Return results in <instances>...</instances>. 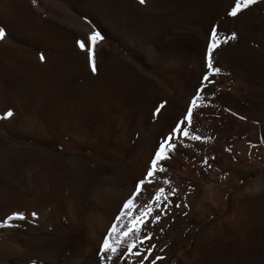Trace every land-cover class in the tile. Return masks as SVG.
<instances>
[{
  "label": "rangeland",
  "instance_id": "obj_1",
  "mask_svg": "<svg viewBox=\"0 0 264 264\" xmlns=\"http://www.w3.org/2000/svg\"><path fill=\"white\" fill-rule=\"evenodd\" d=\"M234 5L235 0H146L144 5L139 0H0L5 30L0 39V224L13 213L25 217L0 227V264H43L46 255L77 252L88 231L107 233L121 206L115 195L126 198L134 190L132 181L144 178L159 141L186 114L193 87L201 86L213 26L227 43L212 53L220 72L203 84L217 94L202 95L191 125L182 128L207 139L230 135L227 155L236 161L234 146L264 126V0L235 17L228 14ZM156 8L176 10L179 28L192 32L197 42L181 37L160 44L159 27L149 18ZM93 30L102 36L93 48L95 72L88 52L77 44ZM232 33L236 39H228ZM8 111L11 117L5 116ZM168 157L158 167L180 176L193 171L202 184L229 181L230 166H223L221 157L214 162V156H202L192 145L176 146ZM160 174L149 189L160 188ZM243 198L255 200L256 217L264 213V192ZM164 216L148 225L153 236L143 248L156 247L144 264L156 256L163 257L156 264L165 260V235L156 231ZM24 220L39 223L41 230L31 232ZM215 247L223 259L184 264H264V228L247 239L235 230L232 240L220 239ZM95 254L93 263L100 264L98 249ZM129 260L139 264L135 257Z\"/></svg>",
  "mask_w": 264,
  "mask_h": 264
},
{
  "label": "bare ground",
  "instance_id": "obj_2",
  "mask_svg": "<svg viewBox=\"0 0 264 264\" xmlns=\"http://www.w3.org/2000/svg\"><path fill=\"white\" fill-rule=\"evenodd\" d=\"M142 13L143 12H141V15L143 16ZM142 16L140 17L142 18ZM149 18L159 27L158 35L160 40L158 42L160 44L170 45L173 41L180 39L181 37L194 42H197L198 40L197 36H195L192 32L188 31L184 33L181 28H179V13H177V11L173 8H156L149 15ZM149 39L147 40V43L152 44V39ZM198 87L200 86L193 87V95ZM213 94H217V89L212 86H205L200 92V96L204 95L205 97ZM255 128L260 131L259 134L254 132L247 133L244 134L242 139L240 138L241 140L237 139L240 141L239 144L233 148L237 158H235L236 161L234 162L229 161V157L227 155L230 151L227 148L229 147V140L226 142L225 139L227 137L228 139L231 138L230 135L227 136L228 134H224V138L225 135L227 136L225 139H223V137L221 138L219 135V137L213 136L207 139L206 134H197L203 139L196 141L181 137L179 141H176L177 146H179L181 150L185 149L188 145H192L201 151L202 156H214V162L219 160L221 157L222 159L220 160L223 161V166H230L227 168L231 170L228 176L234 180L230 181L231 179L229 177V181H226L225 184L216 182H207L202 184L201 181H196L193 178V171H191L188 175L185 174L180 176L172 170L167 169L164 173L160 174V187H164L166 191H170L169 185L163 184V180L166 178L170 180L171 187H175L177 189L176 194L169 197V200H171L172 203L168 206V214L164 216L165 218L163 222L159 226L157 225L158 228L156 231L158 233H164L165 235L162 245L164 247L163 251L166 257L162 264H184L185 260H189L191 263H196L201 261L203 258L210 262L218 261L223 259L220 251L215 249V244L218 240L221 239L224 242L232 240L235 230L242 235V238L247 239L253 232H257V230L262 227L264 228V213H261L258 217H256L253 212L255 200L246 198L241 200V198L246 196L248 193L254 192L259 194L260 192H264V190H255L258 177H260L261 174H264V126H258ZM232 135L234 136V134ZM235 136H238V134ZM209 160L212 161V158ZM214 164L217 165V163ZM130 188H134L133 181ZM150 191L151 189H148L142 194V196L148 199ZM124 197L125 196L115 195V202L121 204ZM177 203H179L181 207L177 208L175 206ZM184 204H187L188 207H183ZM161 208H163V205ZM114 212L115 211H113V213ZM94 216H96L95 213ZM30 221L28 222L24 220V224L27 225L31 232H39L41 230L40 224ZM161 229H163V231H161ZM6 231L8 232L9 228L3 231V233ZM86 234L87 238L78 247L77 252H71L69 255L62 256V258L56 255H46L47 257H44L43 264H94L93 258L96 255L95 252L98 249H96V247L98 246L101 236L100 233L94 231H88ZM94 238L95 241L90 240ZM6 241L10 242L8 240ZM21 250L23 249H20V251ZM202 251L204 252L203 256L200 253ZM169 257L171 258L169 259ZM116 264H120L119 260L116 261Z\"/></svg>",
  "mask_w": 264,
  "mask_h": 264
},
{
  "label": "snow or ice",
  "instance_id": "obj_3",
  "mask_svg": "<svg viewBox=\"0 0 264 264\" xmlns=\"http://www.w3.org/2000/svg\"><path fill=\"white\" fill-rule=\"evenodd\" d=\"M256 2L257 0H235V5L228 14L235 17L242 9H247ZM139 3L144 5L146 0H139ZM4 36L5 30L0 27V39H3ZM101 39V34L93 30L88 35L87 41H77L79 47L88 52V60L93 72L96 71L93 48ZM228 39H236V33H232ZM220 43H227V39L220 41L218 39L217 28L213 26L211 30V40L207 46L208 72L203 75L201 86L195 90V95L191 99L186 114L175 123V126L170 130L167 136L159 141V145L154 150V155L150 160V164L146 168L144 178L139 181H133L134 190L121 201L118 214L115 215L114 221L111 222V227L108 228L107 233L102 235V242L98 245L100 264H116L117 260L125 261V264H134L133 261L129 260L130 257H135L139 259V264H144V261L148 260L153 254V249L156 247L155 245L147 249L143 248L145 241H150L153 236V233L147 230L148 225L150 223H159L162 216L168 214V206L172 203L169 197L175 195L177 189L171 187L170 180L165 178L163 184L169 185L170 191H166L164 187L158 189L152 188L147 200L141 201L140 198L142 194L149 189V186H151L154 181H157L158 173H164L166 171L164 167H158V165L169 158L168 153L175 150L177 146L176 141H179L181 137L196 141L203 139L199 135L191 134L189 132V127L182 128V125L187 124L190 126L192 123L194 109L198 107L197 102L201 99L200 92L202 88L206 86L203 84V81H209V76L212 73L218 74L220 72V69L213 65L212 60L213 50L218 47ZM41 59L43 60L44 57L41 56ZM162 107L163 105L157 108L156 112L159 113ZM12 115L13 113L11 111L5 114L6 117H11ZM255 190H264V174L258 177ZM162 205L163 209L161 208ZM175 206L177 208L181 207L179 203ZM183 207L187 208L188 205L184 204ZM32 216L36 217L37 213L33 212ZM24 218L22 213H13L4 219L0 227L10 225V222L13 220H22ZM161 231H163V229H161ZM144 252H147L148 255H144L143 258L140 259ZM162 259L163 257L156 256L151 264H156V261Z\"/></svg>",
  "mask_w": 264,
  "mask_h": 264
}]
</instances>
